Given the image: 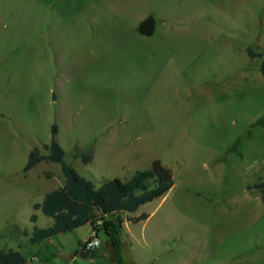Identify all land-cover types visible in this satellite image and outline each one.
<instances>
[{"label": "rangeland", "instance_id": "374dc122", "mask_svg": "<svg viewBox=\"0 0 264 264\" xmlns=\"http://www.w3.org/2000/svg\"><path fill=\"white\" fill-rule=\"evenodd\" d=\"M248 47L264 51V0H0V248L116 264L103 230L94 256L74 255L89 224L39 244L24 233L52 223L33 204L65 183L57 162L24 171L57 124L96 187L155 159L173 171L132 213L149 217L125 222L126 264H264L263 58Z\"/></svg>", "mask_w": 264, "mask_h": 264}, {"label": "trees", "instance_id": "16d2710c", "mask_svg": "<svg viewBox=\"0 0 264 264\" xmlns=\"http://www.w3.org/2000/svg\"><path fill=\"white\" fill-rule=\"evenodd\" d=\"M250 57H261V70L264 75V51L247 48ZM58 125L53 124V137L49 143L35 146L29 153L24 171L28 172L42 161L60 163L65 175L64 185L47 192L42 201L33 204L51 217L53 222L46 227L34 226L31 234L25 230L29 240L39 244L53 235L75 230L87 223L99 231H104L111 248L112 261L126 264L123 255L124 224L126 221L138 223L149 217V213L136 212L143 204L164 196L174 185L171 168L160 159H155L150 168L137 170L129 179L113 178L105 180L99 187L83 176L75 167L66 162V150L57 139ZM93 150L76 152L85 163L92 161ZM261 190L264 205V182L257 184ZM103 223L97 227L96 219ZM37 214L31 216L36 222ZM80 253L79 250L75 255ZM96 254V251H95ZM0 264H28L27 257L18 249L0 248Z\"/></svg>", "mask_w": 264, "mask_h": 264}, {"label": "built area", "instance_id": "2783aa9c", "mask_svg": "<svg viewBox=\"0 0 264 264\" xmlns=\"http://www.w3.org/2000/svg\"><path fill=\"white\" fill-rule=\"evenodd\" d=\"M103 223L101 217H97L96 219V226L99 227ZM102 245V240L100 237V231L93 227L87 238L84 242H82L78 248L79 251H85L89 249H94L95 251L100 248ZM37 259V257H36ZM45 264V263H39ZM62 264H72L69 260H64Z\"/></svg>", "mask_w": 264, "mask_h": 264}, {"label": "crops", "instance_id": "0c3cea01", "mask_svg": "<svg viewBox=\"0 0 264 264\" xmlns=\"http://www.w3.org/2000/svg\"><path fill=\"white\" fill-rule=\"evenodd\" d=\"M261 199H262V197H261ZM38 210H40V209H38ZM136 215H138V214H136ZM53 222V221H52ZM87 224H89L90 225V228H89V230H88V234L91 232V230H92V228H93V226H92V224L91 223H87ZM50 225V224H49ZM48 226V225H47ZM32 232V231H31ZM31 232H29L30 234H31ZM62 233H65V232H62ZM59 234H61V233H59ZM59 234H56V235H53V236H51L50 238H48V239H46V240H44L43 242H41V243H46L47 241H51L52 239H55V237H57V235H59ZM29 237V236H28ZM108 246H109V244H108ZM79 248V247H78ZM78 248L75 250V252L78 250ZM109 249L110 250H108V252L110 253V258H111V260H112V256H111V248H110V246H109ZM62 251H65V252H69V251H67V249L65 248V247H62V246H60V245H57V252L59 253V252H62ZM81 252L82 251H80V253L78 254V255H81ZM70 253V252H69ZM71 254V253H70ZM74 255H75V253H74ZM77 255V256H78ZM95 255V254H94ZM72 254H71V259H72ZM70 259V260H71ZM69 260V261H70ZM40 263H44V262H40ZM46 264V263H45Z\"/></svg>", "mask_w": 264, "mask_h": 264}, {"label": "water", "instance_id": "95a60500", "mask_svg": "<svg viewBox=\"0 0 264 264\" xmlns=\"http://www.w3.org/2000/svg\"><path fill=\"white\" fill-rule=\"evenodd\" d=\"M94 254H95V250L94 249H89V250H85V251L81 252V256L83 258H87V259L92 257V256H94ZM58 256L62 260H70L71 259V254L69 252H65V251L59 252Z\"/></svg>", "mask_w": 264, "mask_h": 264}]
</instances>
